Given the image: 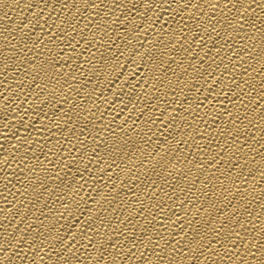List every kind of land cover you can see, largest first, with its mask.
<instances>
[{
  "label": "bare ground",
  "instance_id": "6f19581e",
  "mask_svg": "<svg viewBox=\"0 0 264 264\" xmlns=\"http://www.w3.org/2000/svg\"><path fill=\"white\" fill-rule=\"evenodd\" d=\"M155 3V9L145 16L147 4L143 0H124L123 7L116 16L109 17L108 35L104 36L102 41H93L87 45L90 52L95 53L92 57L95 67L83 62L89 56V53L85 52L84 57L68 63H65L66 57L61 58L60 66L52 68L51 64L55 62L53 57L60 51L56 45H48L53 49L51 55L43 45L31 52L17 51L18 59H15V62L6 48L9 39L18 50L23 42L28 40L24 33L28 32L32 25L27 24L22 31L21 25L26 23V20L34 21L35 13L39 9L34 7L29 10L27 4H39L40 7L44 5L40 4V0H20L19 6L14 0H0V50L9 57L8 79L6 83H0V91H6L12 98L10 105L0 101V144L6 149L0 152V156L12 161L13 168L21 157L28 158V168H24L20 180L11 175L13 168L8 169L10 191L5 190L2 181L4 174L0 172V209H5L4 213H0V221L5 216H11L17 207L20 208L21 213L27 214L28 217L25 230L27 224H33L36 229L28 235L29 241L37 238L41 230L48 235L49 229H52L53 243H56V238L61 234L71 240L72 235L79 231V226L67 229L69 222L75 223L72 215L68 214L67 218L61 219L59 213L65 211L62 206L65 203L69 204L72 213H78L76 201L79 198L74 195L77 189L83 197L80 208L90 206L96 209L98 205L94 201H100L109 209L105 213V226L100 227L99 221L95 224L98 229V234L94 237L98 242L97 249L103 244L106 250L105 259L100 264H149V262L157 264L152 253V244L146 239L135 259L124 261L120 255H116V249L110 247L112 243L110 237L116 236L118 240H122L118 235L120 230L132 234L129 230L131 226L125 229L124 224L117 223L118 220H124L126 223L131 219L136 224V234L139 235L141 227H148V220L153 216L159 218L168 213V217H165L167 223L169 217L175 219L171 213L176 212L185 219L195 217L200 220L201 224L196 227H200L202 231H209L211 235L208 221H212V227H217L221 219L226 220L232 212L239 209L243 219H255L259 216L260 226L264 228V119L260 118L261 114H264V12L256 21V28L246 26L238 35L229 36L233 48H228L223 40H219L213 47V41L207 39L208 33L202 31L197 33L196 30L199 28L197 20L187 19L196 12V8H189L178 15L175 11L177 7L175 2L171 7L164 0H155ZM79 7L83 8L84 5L80 4ZM57 8L59 10V5ZM202 9L205 16L199 17V20L204 21L211 15V8L203 5V0ZM50 11V8L46 9L45 18ZM91 11L89 9V12L83 14L84 19L80 23V28L84 29L89 40L92 39L91 32L84 28V25L88 23L87 17ZM182 16L185 18L183 23L188 24L191 31L188 29L181 31ZM113 19H117V24L111 23ZM49 23L51 24V21ZM211 23H215V20ZM257 28L261 31H257ZM47 30L48 26H45V31ZM51 30L56 29L53 27ZM91 31H97L95 25ZM40 35L41 30L36 29L32 39ZM100 35L102 32H97V37ZM221 35L223 36V30ZM201 36L207 41L203 48L200 46ZM76 37L78 40L81 39L79 31ZM44 42L47 44V37ZM57 43L63 48V41ZM189 45L191 51H185ZM241 45L250 48L251 52L242 53L243 60H237L233 52L239 50ZM29 47H32L30 40ZM84 47L82 43L81 50ZM66 51L71 52L70 49ZM117 51L124 52V56L120 58L122 67L113 71L111 57ZM41 52L44 53L43 56L39 55ZM133 52L138 54L133 55ZM101 53L110 61L107 66L101 62ZM37 56L39 61L33 64ZM45 57L48 63L42 66L43 71L49 73L59 71L66 75L61 79L63 90L57 91L60 85H55L51 91L46 89L38 97L40 88L35 85H43L47 80L38 66ZM201 59L204 61L202 65ZM213 60L216 63H213ZM78 63H83L81 69H76ZM234 63L238 66L234 67ZM21 64L26 67L27 76L24 71H15ZM193 64L195 69L189 67ZM245 68H248L249 72L242 76ZM165 69H168L166 76ZM38 71L41 73L40 79L33 82V74ZM121 71L123 75L118 76ZM211 72H215L216 78L222 81L221 84L215 85L213 77L209 75ZM232 74H235L237 82L247 79L253 86L254 90L242 97L243 103L236 98L235 93L231 97L217 96L222 89L228 90L226 85ZM68 76L75 77L70 80L71 88L64 84V79ZM202 76L216 87L211 96L206 90L204 80L201 79ZM3 80L4 77L0 75V81ZM21 80L23 88H18ZM199 86H202L201 90L197 91ZM242 87L247 90V85L242 84ZM65 97H68L67 103H64ZM250 97L252 103L247 109V114L255 127L245 120L240 131L247 132L248 139L241 135L237 144L230 145L227 141L235 135V128L227 113L243 115L245 113L243 104L248 103ZM221 100L224 101L223 105L218 103ZM198 101H203V104L199 107L197 115ZM28 108H31L32 112L28 114L27 122H35V127L30 129V140L25 137L27 124L24 127L20 125V116L24 114L23 110ZM40 109L43 111L40 112ZM165 109L166 115L157 119L159 111ZM173 109L177 110L179 115H176ZM37 112L39 115L35 114ZM54 113L55 119H47ZM65 113L72 117L70 123L64 122L67 119ZM205 113L208 115L205 116ZM173 115H176L175 121L165 127ZM213 120L216 122L213 123ZM57 124L60 127H56ZM45 126L50 131L44 132ZM73 126L75 135L69 130ZM37 129L41 131L38 132ZM16 136L19 139H16ZM80 141H83V144ZM182 141L187 143H181ZM97 146L103 162L92 154V149ZM113 146L118 150H114ZM14 147L18 149L15 161L10 155ZM239 147H243V151H237ZM66 164L73 166L70 174L61 183L55 177L57 170L60 177H65L68 171ZM89 164V170L84 171L85 166ZM0 167H3L2 163ZM29 168L39 171L34 173L29 171ZM78 173L83 175V180ZM34 176H39V180H35ZM40 180L44 182L45 187L39 186ZM81 185L84 186L80 187ZM5 197L9 201L7 204ZM12 201H15V206ZM248 201L252 203L249 204ZM45 202L48 207H45ZM161 203L164 207L163 212L156 208V205ZM245 204L252 212V217H248L243 211L241 206ZM8 208L12 209V213L7 211ZM141 209L144 212L143 216L138 215ZM197 209H201L199 213ZM217 209H220L219 213ZM41 212L49 218L45 219L40 215ZM216 217L219 218L214 219ZM40 220H43V225L40 224ZM18 222L19 218L16 223ZM109 222L111 231L107 227ZM54 224L56 227H53ZM153 224L154 227L149 228V235L154 236L156 230L163 231L159 222L153 221ZM169 231H172L170 226ZM175 231L179 232V228ZM105 232H108V235H105ZM88 235L92 236L93 233L89 232ZM255 235L259 237L261 233L257 231ZM16 236L17 239L12 241L14 246L19 244L20 233H16ZM165 238L175 244L173 237L167 233ZM179 238L181 237H177ZM251 238L250 229L247 241L251 242ZM78 239L79 243L72 252L65 253V259L58 260L56 254L52 253L51 259L44 256L41 261L40 256L48 251L46 244L39 254L30 251L27 246L9 248L8 254L4 257V264H7V259L12 256L14 250L18 251V256H12V264H33V261L35 264H96L99 251L88 247L87 239ZM159 243L163 246L164 241ZM80 244L85 246L80 247ZM251 246L255 248V244ZM214 247L223 255L224 249L219 244ZM167 251L170 253L171 249ZM239 251L242 254L243 247ZM140 252H143L144 260L140 259ZM205 255L211 253L206 252ZM69 256L72 258L68 259ZM256 257V260H252L251 257L243 258V264H259L261 253H256ZM214 259L215 264H241V258L235 256L231 260L227 256L223 259L220 257ZM163 264H169L168 259H165ZM173 264H191V261L180 258L177 254ZM201 264L211 262L202 258Z\"/></svg>",
  "mask_w": 264,
  "mask_h": 264
},
{
  "label": "snow or ice",
  "instance_id": "6c2138e0",
  "mask_svg": "<svg viewBox=\"0 0 264 264\" xmlns=\"http://www.w3.org/2000/svg\"><path fill=\"white\" fill-rule=\"evenodd\" d=\"M14 2L17 4V6H19L20 0H14ZM143 2L147 4V8L145 9V16H147L148 12H151L155 9L156 3L155 0H143ZM164 2L168 3L169 7H171V4L175 2V4L177 5L175 11L178 15L182 12H186L189 8H196V12L189 15L187 19L197 20V23L199 24V28L196 30L197 33L201 31L208 33L207 39L213 41V47H215L216 43L219 40H223L224 44L227 45L228 48H233V44L229 42V36L231 34L238 35L240 32L244 31L246 26L256 28V21L260 19V14L264 12V0H203V5H207L211 8V15L207 17V20L201 21L199 20V17L205 16V12L202 9V0H164ZM123 3L124 0H40V4H43L44 7H40L39 4H27L29 10L34 7L39 9V11L35 13L34 21L26 20V23L21 25V31L24 27H27V24L32 25V28H30L28 32L24 33V36L28 37V40H25L21 48L18 50L16 45L12 44L11 39H9L8 45L6 46L7 51L9 52V55L13 57V62H15V59H18V57L16 56L17 51L31 52L34 48L43 45V47L47 48L48 54L51 55L53 49L48 47V45L53 44L56 45V47L60 49V51H58L53 57V60L55 62L51 64L52 68H57L60 66L59 60L61 58L66 57L65 63H68V61H71L73 59L84 57L85 52H88L89 56L83 62L87 63L90 67H95L94 61L92 59V57L95 56V53H91L87 45H90L93 41H102L104 39V36L108 35L109 17H115L116 13L119 12V10L123 7ZM80 4H83L84 7L80 8ZM57 5H59V10L57 8ZM48 8H50L51 11L45 18V11ZM89 9H91L92 11L87 17L88 23L84 25V28L89 29V31L91 32V40H89L85 36L84 29L80 28L81 20L84 19L83 14L89 12ZM217 15L219 16V18H217ZM62 16L63 19H61ZM117 19H113L111 23L117 24ZM184 19L185 18L182 16L181 31H183L184 29H188L189 31H191L192 29L189 27V25L183 23ZM213 20H215V23H211ZM49 21H51V24L49 23ZM57 21H59V23H57ZM93 25H95L97 31H91ZM45 26H48L47 31H45ZM53 27H55V31L51 30ZM36 29L41 30V35L39 37H36L35 39H32V37L35 36ZM221 30H223V36L221 35ZM78 31L81 37V39L79 40L76 37V33ZM125 31H127V28H125ZM257 31H261V29L257 28ZM97 32H102V35L97 37ZM213 33H215V36H213ZM45 37H47V44H45L44 42ZM12 39H14V37H12ZM29 40L31 41L32 47H29ZM57 41L64 42L63 48H61L60 44H58ZM200 41L201 48L205 47L207 41L203 36L200 37ZM82 43L85 45V47L81 50ZM66 49H70L71 52H67ZM184 50L190 52L191 45H189L188 48ZM250 52V48H245L244 45H241L239 50H234L233 55L237 60H243L242 53L250 54ZM137 54L138 53L133 52V55ZM39 55L43 56L44 53L41 52ZM123 56V51H117L113 53L111 57V62H113V71H116V69L122 67L120 58ZM101 57V62L105 66H107L110 63L109 59L107 57H104L103 53H101ZM8 59L9 57L4 55V51L0 50V75L4 77V80L0 81V83L7 82L9 75V64L7 63ZM193 59H196V57H193ZM36 61H39V56L36 57V60L33 61V64H35ZM200 62L202 65L204 62L203 59H201ZM47 63V57H45V60L40 61L38 66H40L41 70L43 71L42 66ZM213 63H216V61L213 60ZM221 63H223V58L221 59ZM244 63L246 64L247 61H244ZM237 66L238 65L234 63V67ZM69 67H71L70 64ZM82 67L83 63H78L76 65V69H81ZM123 67L126 68L127 65H123ZM189 67L195 69L194 64L189 65ZM15 71H24L25 76L28 75L26 67L23 64H21V67L16 69ZM225 71H227L226 65ZM167 72L168 69H165V76L167 75ZM248 72L249 69L245 68L244 72L241 73V75L244 76ZM186 74L187 69H185V75ZM40 75L41 73L39 71L33 74V82L40 79ZM43 75L47 77L46 82L43 85H35L37 88H40V92L37 94L38 97L39 95H42L46 89L51 91L52 88L55 87V85H60V89H57V91L63 90L64 85L61 84V79L66 74L59 71H54L51 73H49L48 71H43ZM122 75V71L118 73V76ZM135 75H139V73H135ZM209 75L213 77L215 85H219L222 83L220 79L216 78L215 72H211L209 73ZM13 79H15V77H13ZM73 79H75L74 76H68L67 79H64V84H67L68 87L71 88L72 85L70 83V80ZM201 79L204 80V84L207 86L206 90L208 91L209 96H211V94L216 91V87L213 84L208 83L205 77L202 76ZM178 82H180L179 78ZM242 84L247 85V90L245 89V87H242ZM17 87L23 88V80L19 82ZM201 87L202 86L197 87V91H200ZM226 87L228 90L224 91L222 89L217 93V96L231 97L233 93H235L236 98L238 100H241L242 103V97L248 95L249 92L254 90L253 86L247 79L242 82H237L235 74L231 75V79L229 80V83L226 85ZM237 89L239 91H236ZM54 94L55 93H53V95ZM257 95H259V93H257ZM173 98H175L174 91ZM208 98L209 97H205V99ZM0 101L4 102L7 105H10L12 103V98L9 97L6 91H0ZM67 102L68 97H65L64 103ZM165 103H167V101H165ZM218 103L223 105L224 101L221 100L218 101ZM251 103L252 98L250 97L248 103L243 104L245 108V113L243 115H233L231 112L227 113L231 117L230 122L235 128V135L232 136V139L230 141H227L228 144H237L241 135H243L246 140L248 139V133H241L240 131L241 124H243L245 120H248V123L255 127L253 120L249 119L247 114V109ZM202 104L203 101L197 102V115L198 109L202 106ZM256 106H259L258 103ZM42 111L43 109H40V112ZM173 111L176 112V115H179V112L177 110L173 109ZM30 112H32L31 108L24 109V114L20 116V125L24 127L27 124L25 132V137L27 140L31 139L30 129L35 127V122H27V116ZM166 113V109L160 110L159 116H157L156 118L160 119V117L165 116ZM35 114L39 115V112ZM65 115L67 116L66 113ZM77 115L79 114L77 113ZM176 115H173L169 118V122L165 125V127H168L169 124L175 121ZM207 115L208 113H205V116ZM260 118L264 119V114H261ZM47 119H55V113L53 114V116L47 117ZM217 119H219V117H217ZM71 121L72 117L67 116V119L64 122L67 124ZM161 122L163 123V121ZM215 122L216 120H213V123ZM153 123H155V120H153ZM56 127H60V125L57 124ZM69 130L73 133V135H75V126H73V128ZM37 131L39 132L41 131V129H37ZM43 131L48 132L50 130L45 126ZM81 134H83L82 131ZM15 138L19 139L18 136H16ZM67 142L71 143V141ZM57 143H59V141H57ZM80 143L83 144V141H80ZM181 143L187 142L182 141ZM113 148L114 150H118L115 148V146H113ZM41 150L43 151V148ZM3 151H6V149H4L3 144H0V152ZM16 151H18V149H15L14 147L13 153L10 154L13 161L16 160ZM61 151H63V149H61ZM237 151H243V147H239ZM92 154L94 156H97L101 160V162H103V157L99 156L98 146L92 149ZM217 155L220 156L221 154ZM27 159V157H21L20 160L16 161V167L13 168L12 161L3 159L2 156H0V163L3 164V167H0V172L4 174L2 177V181L6 191H10L8 185L11 183L8 169L13 168L11 175L16 176L17 179L20 180L21 175L24 172V168H28ZM33 159L38 160L39 157H33ZM74 164L75 158L73 159V165ZM20 165H23V167H20ZM73 165H65V167L68 169V171L65 173V177H60L57 170V175L55 178L63 183V180L67 177V175L70 174L71 167ZM89 167L90 164L86 165L84 171H88ZM29 171H33L35 173L38 172L39 169L29 168ZM45 171L49 170L45 169ZM79 175L80 179L83 180V175ZM34 179L39 180V176H34ZM117 179H119V177H117ZM29 183H32V181H29ZM73 183H75V181H73ZM84 183L86 184L87 181H85ZM39 186L45 187L42 180H40ZM83 186L84 185H81L80 187ZM112 188H115V184L112 185ZM45 190L47 189L45 188ZM97 194L99 195V193ZM74 195L75 197L79 198L76 201V207L79 210L78 213H72L69 204L65 203L64 205H62L65 211L60 212L59 216L61 219H65L67 218L68 214H71L72 219L75 221V223L69 222L67 224V229L71 230L79 226V231L72 235L71 240H69L68 236H65L63 234L59 235L56 238V243L52 242V229L48 230V235H45V232L42 230L39 231L38 237L33 238L31 241H29L28 235L36 229L34 228L33 224H27L25 230L26 220L28 218L27 214H22L20 208L18 207L16 208L14 213H12L11 208H8L7 211L9 213H12V215L5 216L4 219L0 221V230H2L0 231V241L5 242L0 243V264H4V257L8 254L9 248H19L22 246H27L30 251L34 252L35 254H39L45 248L46 244L48 247V251H45L44 254L40 256L41 261H43L44 256H48V258L51 259L52 253L56 254L58 260H62L65 259V253L72 252L73 248H75L79 243L78 238L87 239V246L99 251L100 254L98 259L96 260V264H100V262L105 259L106 250L104 249L103 244H100L99 248L97 249L98 242L94 237L98 234V229L95 227V224L96 221H99L100 227L105 226V213H107L109 209L105 208L103 203H101L100 201H94L98 205V208L96 209H93L90 206L80 208V203L83 200V197L81 196L79 189L76 190ZM5 203H9L7 197H5ZM11 203L15 206V201H12ZM84 203L87 205L86 201ZM248 203L250 204L252 203V201H248ZM26 206L27 205H25V207ZM45 207H48L47 202H45ZM181 207H184L183 201L181 202ZM241 207L243 208V211L247 213L248 217H252L253 214L251 211H249L247 204L242 205ZM156 208L160 212H163V203L157 204ZM200 210L201 209H197V213H199ZM4 212L5 209H0V213ZM217 212L219 213L220 209H217ZM40 215L44 216L45 219L49 218L45 216L43 212H41ZM138 215H144L143 209L139 211ZM171 216H175V219L172 220L169 217L167 223L165 222V217H168V213H165L164 217L158 218L156 216H153L151 220H148V227H141L139 235L136 234V224H134L131 219L127 220L126 223L124 220H118L117 223L124 224L125 229H129V226H131L129 230L132 232V234L129 235V231L120 230L118 235L122 238V240H118L116 236H111L110 239L112 243L110 244V247L115 248L116 255H120L122 260L124 261L135 259L137 257L139 249L144 246L146 239L148 243L152 244V253L156 257L157 264H163V261L165 259H168L169 264H173V261L177 258V254H179L180 258L191 261V264H201L202 258L204 261H210L211 264H215L214 257H220V259H223L224 256H227V258L230 260L233 259L234 256L237 258H241V264H243V258L245 257H251L252 260H256V253L258 252L261 253L259 264H264V252H262V250H264V228L260 226L259 216H257L255 219H243L242 213H240L238 209L237 211L232 212L226 220L221 219L217 227H212V221H208L207 223L209 224L211 235H209V231H202L200 227H196V225L201 224V221L197 220L195 217H193L192 219H185L176 212H172ZM185 216H187V213H185ZM17 218H19L18 224L16 223ZM218 218L219 217H216L214 219ZM145 219H147V217H145ZM153 221L159 222L161 228L163 229V231L156 230L154 236L148 234L149 228L154 227ZM40 224L43 225V220H40ZM169 226L171 227L172 231H169ZM53 227H56V225L54 224ZM61 227H63V225H61ZM107 227L109 231L112 230L110 222ZM176 228H179V232L175 231ZM9 229L12 230L10 231ZM250 229L252 238L251 242H248L247 237L250 235ZM257 231L261 233L259 237L255 235V232ZM89 232H92L93 235L89 236ZM16 233H20V240L19 244L17 246H14L12 244V241L17 239ZM165 233L173 237V239L175 240V244H173L172 240H168L165 238ZM181 234L183 235L181 236ZM105 235H108V232H105ZM177 237L181 238L177 239ZM38 238L39 243H37ZM160 241H164L163 246H160ZM216 244H219L221 248L224 249L223 255H221V252L214 247ZM251 244H255V248H253ZM84 246L85 245L80 244V247ZM241 247H243L244 249L242 254L239 251ZM125 248L127 249L126 251ZM169 248L171 249L170 253L167 251V249ZM206 252H210L211 255L206 256ZM107 255L113 254L107 253ZM139 255L141 260L145 259L143 252H140ZM12 256H18V251L14 250L12 252ZM12 256L8 257L7 264H12ZM71 258V256L68 257V259ZM33 264H35V261H33Z\"/></svg>",
  "mask_w": 264,
  "mask_h": 264
}]
</instances>
